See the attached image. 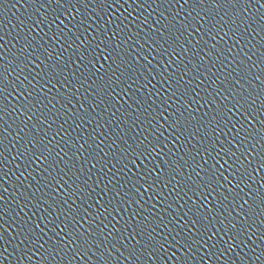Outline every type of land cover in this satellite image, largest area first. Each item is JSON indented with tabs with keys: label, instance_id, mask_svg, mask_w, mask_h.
I'll use <instances>...</instances> for the list:
<instances>
[{
	"label": "water",
	"instance_id": "obj_1",
	"mask_svg": "<svg viewBox=\"0 0 264 264\" xmlns=\"http://www.w3.org/2000/svg\"><path fill=\"white\" fill-rule=\"evenodd\" d=\"M0 73V264H264V0H0Z\"/></svg>",
	"mask_w": 264,
	"mask_h": 264
},
{
	"label": "snow or ice",
	"instance_id": "obj_2",
	"mask_svg": "<svg viewBox=\"0 0 264 264\" xmlns=\"http://www.w3.org/2000/svg\"><path fill=\"white\" fill-rule=\"evenodd\" d=\"M192 27H194V26H192ZM102 51H104V50H102ZM105 59H107V57H105ZM3 74L2 73H0V76H2ZM3 80L4 81H6L7 80V77L6 76H4L3 77ZM0 82H2V81H0ZM3 91H4V89L3 88H0V93H3ZM4 99H7V97H4ZM3 105V100H0V106H2ZM232 111V109L231 108H229V109H227V112H225V115H227L229 112H231ZM174 126V125H173ZM151 151V149H149L146 145L139 151V152H137V154H136V158H139L141 155H143L145 152H150ZM224 151L225 152H229L230 150L229 149H227V148H225L224 149ZM132 163L133 164H135V159L132 161ZM125 167H127V165H125ZM77 222H79L78 220H77ZM165 242H167V241H165ZM164 245H163V243H161L160 244V247H163Z\"/></svg>",
	"mask_w": 264,
	"mask_h": 264
}]
</instances>
